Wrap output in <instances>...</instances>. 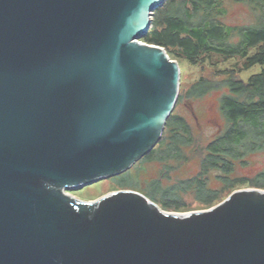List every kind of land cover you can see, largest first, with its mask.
<instances>
[{"label":"water","instance_id":"obj_1","mask_svg":"<svg viewBox=\"0 0 264 264\" xmlns=\"http://www.w3.org/2000/svg\"><path fill=\"white\" fill-rule=\"evenodd\" d=\"M165 0H0V264H264V189L170 212L65 192L160 140L180 66L141 41Z\"/></svg>","mask_w":264,"mask_h":264},{"label":"trees","instance_id":"obj_2","mask_svg":"<svg viewBox=\"0 0 264 264\" xmlns=\"http://www.w3.org/2000/svg\"><path fill=\"white\" fill-rule=\"evenodd\" d=\"M231 3L244 5L252 21L227 23ZM141 40L162 46L179 65L180 59L208 63L215 78L201 76L188 88L180 87L176 105L220 90L223 121L203 141L174 107L157 144L131 168L112 176L116 183L143 193L164 210L190 208L187 198L191 205L209 208L247 180L264 188V170L251 179L235 174L236 165L264 150V0H165L153 10ZM229 60V67L217 66ZM256 64L261 70L242 78ZM192 163L194 171L182 173ZM144 164L157 166L155 173L144 177Z\"/></svg>","mask_w":264,"mask_h":264},{"label":"rangeland","instance_id":"obj_3","mask_svg":"<svg viewBox=\"0 0 264 264\" xmlns=\"http://www.w3.org/2000/svg\"><path fill=\"white\" fill-rule=\"evenodd\" d=\"M252 21V16L248 12V9L238 3H231L228 5V12L226 16V22L229 24H245ZM141 40V39H140ZM143 41V40H141ZM145 42V41H143ZM173 59V58H172ZM178 61L177 59H174ZM233 60L226 62H219L218 67L225 68L232 64ZM180 87L188 88L193 82L199 79L201 76L215 78L213 70L208 63L204 65L193 64L187 60L180 59ZM261 65L256 64L250 69L243 71L241 73L242 78L247 79L251 74L257 73L261 70ZM221 91H214L212 93L206 94L202 98L191 100L189 103L182 102L175 105V112L183 116L194 129V131L200 134L203 141L209 140L216 133L218 124H221L223 119L218 110V98ZM145 174L144 177H149L151 174L155 173L156 167L153 164H144ZM195 164L192 163L188 167L182 169V173L191 174L189 172L194 171ZM264 170V150L256 152L249 155L247 158V163L243 165H236L235 174L238 176L246 177L247 179L254 178L259 172ZM248 182L250 180H247ZM245 183L241 188H260L255 187ZM215 185L216 182H213ZM125 187L120 186L116 183L115 178L106 177L98 179L92 183L86 184L78 188L66 189L65 192L69 195L82 199V200H94L100 196L106 194L107 192L114 191L117 189H122ZM129 189V188H128ZM190 204V208L183 210H166L170 212H189L196 210L207 209L205 207H197L191 205L192 200L190 198L186 199Z\"/></svg>","mask_w":264,"mask_h":264}]
</instances>
